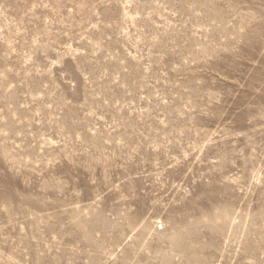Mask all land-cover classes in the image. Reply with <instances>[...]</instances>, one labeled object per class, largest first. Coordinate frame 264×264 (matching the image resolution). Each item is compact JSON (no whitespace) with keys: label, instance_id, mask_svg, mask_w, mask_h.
<instances>
[{"label":"rangeland","instance_id":"obj_1","mask_svg":"<svg viewBox=\"0 0 264 264\" xmlns=\"http://www.w3.org/2000/svg\"><path fill=\"white\" fill-rule=\"evenodd\" d=\"M0 264H264V0H0Z\"/></svg>","mask_w":264,"mask_h":264}]
</instances>
